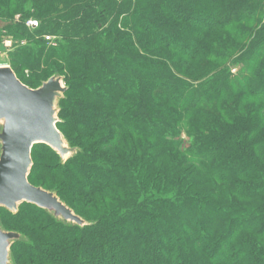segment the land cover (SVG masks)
Segmentation results:
<instances>
[{
  "label": "trees",
  "instance_id": "trees-1",
  "mask_svg": "<svg viewBox=\"0 0 264 264\" xmlns=\"http://www.w3.org/2000/svg\"><path fill=\"white\" fill-rule=\"evenodd\" d=\"M17 14L10 67L33 89L65 77L57 127L81 150L35 146L29 181L96 224L1 210L30 240L15 263L264 264V0H0Z\"/></svg>",
  "mask_w": 264,
  "mask_h": 264
},
{
  "label": "water",
  "instance_id": "water-1",
  "mask_svg": "<svg viewBox=\"0 0 264 264\" xmlns=\"http://www.w3.org/2000/svg\"><path fill=\"white\" fill-rule=\"evenodd\" d=\"M67 91L65 77L59 73L33 89L23 84L10 66H0V211L17 215L22 205L29 204L59 224L82 229L96 223L77 215L57 191L29 181L35 146L49 147L61 165L81 153L57 127ZM17 243L30 244V240L20 232L6 230L0 218V264H16L12 247Z\"/></svg>",
  "mask_w": 264,
  "mask_h": 264
},
{
  "label": "rangeland",
  "instance_id": "rangeland-1",
  "mask_svg": "<svg viewBox=\"0 0 264 264\" xmlns=\"http://www.w3.org/2000/svg\"><path fill=\"white\" fill-rule=\"evenodd\" d=\"M21 15L17 14L13 20L10 22L8 20H5L3 18H0V66L8 65L10 66V58L9 54L10 52H15L18 50L19 47H24L27 45L26 40H19L12 36V31L8 32L7 28H14L15 26L19 25L21 22ZM36 21V20H34ZM29 22V21H28ZM28 22L25 23V26L29 30H33L31 27L28 26ZM39 23V22H38ZM44 40L48 42V47H57L58 42L54 37H44ZM222 70L225 69L230 74L237 76L243 69V63L240 60V55H237L235 58H233L225 67L221 68ZM33 78V75L26 73L25 77H23L26 82H30V79ZM179 138L183 139L186 143L185 147L188 146V142L190 141L187 134L184 131H181L178 134ZM51 160H55L54 158H50ZM48 158L44 160H37L36 161V168H44L49 165L53 164V161ZM46 175H42V179H45ZM36 185H39V183L36 182ZM9 229H12L11 227H8Z\"/></svg>",
  "mask_w": 264,
  "mask_h": 264
},
{
  "label": "built area",
  "instance_id": "built-area-1",
  "mask_svg": "<svg viewBox=\"0 0 264 264\" xmlns=\"http://www.w3.org/2000/svg\"><path fill=\"white\" fill-rule=\"evenodd\" d=\"M28 26L31 27L33 30L39 27V23L34 20H30L28 22Z\"/></svg>",
  "mask_w": 264,
  "mask_h": 264
}]
</instances>
